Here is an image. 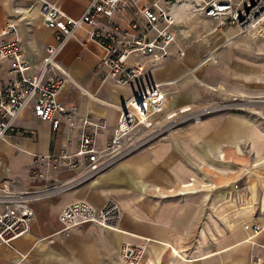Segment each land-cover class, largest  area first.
I'll list each match as a JSON object with an SVG mask.
<instances>
[{
  "label": "crops",
  "instance_id": "obj_1",
  "mask_svg": "<svg viewBox=\"0 0 264 264\" xmlns=\"http://www.w3.org/2000/svg\"><path fill=\"white\" fill-rule=\"evenodd\" d=\"M49 1L79 18L89 0ZM171 12L183 55L153 61L132 52L126 65H139L142 72L127 85L108 77L101 65L107 52L91 39V27L80 25L55 57L69 74L58 94L67 113L57 115L59 126L52 129L29 107L22 110L14 131L0 141V181L13 190L39 191L75 178L81 164L45 163L33 176L34 155L73 152L86 117L104 124L95 134L97 148H104L117 124L116 106L151 83H164L163 120L183 107L197 112L195 118L92 180L33 200L28 232L10 245L0 243V264H120L124 243L145 247L138 264H248L252 235L244 225L262 227L254 239L264 240V120L228 100L264 102V22L226 41L230 30L214 29V20L191 1ZM131 13L115 20L121 27L131 16L143 23ZM9 21L16 25L29 73L38 74L47 45L57 42L56 30L44 24L36 0H0V31ZM7 67L4 62L0 79L8 77ZM77 200L96 208L114 201L120 208L116 226L84 223L62 234L58 214Z\"/></svg>",
  "mask_w": 264,
  "mask_h": 264
},
{
  "label": "built area",
  "instance_id": "obj_2",
  "mask_svg": "<svg viewBox=\"0 0 264 264\" xmlns=\"http://www.w3.org/2000/svg\"><path fill=\"white\" fill-rule=\"evenodd\" d=\"M44 24L57 32L55 45H47L41 60L40 72L29 73L30 65L25 59L16 25L9 21L0 31V68L7 62L8 77L0 79V141L15 129V123L23 109L29 107L35 117L49 121L52 129H57V115H65L66 107L58 101V94L69 78L67 71L57 62L56 54L76 29L86 24L91 27L90 37L107 52L101 65L107 75L119 85H127L141 75L137 65L129 68L127 57L132 52H140L153 61L183 55L177 43L172 26L175 18L171 8L183 0H89L79 18L65 15L49 0H36ZM206 18L215 22L214 29L230 30L226 41L247 35L258 29L264 22V0H189ZM128 9L133 15H140L143 23L135 18L121 27L116 15ZM164 83H151L138 93L116 106L119 111L117 124L105 147L98 149L95 134L104 127L86 117L82 121L81 133L73 152L62 151L54 154H35L31 173L36 176L42 165L53 168H77L82 171L73 179L34 190H13L7 180L0 181V243L10 245L12 241L29 230L33 214L31 202L49 193L64 191L88 182L108 170L128 155L142 149L152 139L164 135L177 127L183 118L196 115L190 107L161 115L166 106ZM230 108V107H229ZM197 117V116H196ZM195 118V117H194ZM180 121V122H179ZM120 216V208L114 201H107L101 208L77 200L63 207L58 214L61 233L68 235L84 223L100 227H115ZM250 231L248 264H264V240L257 241L261 232L259 225H244ZM145 251L143 245L124 243L120 248V264H136Z\"/></svg>",
  "mask_w": 264,
  "mask_h": 264
},
{
  "label": "rangeland",
  "instance_id": "obj_3",
  "mask_svg": "<svg viewBox=\"0 0 264 264\" xmlns=\"http://www.w3.org/2000/svg\"><path fill=\"white\" fill-rule=\"evenodd\" d=\"M173 8V7H172ZM264 100V99H261ZM230 102V104L232 105V107H242L246 112H248L250 115H252L254 118H257L258 120H264L262 118L261 114H264V102H243L242 105L239 103L238 99H230L228 100ZM236 104V105H235ZM247 104V105H246ZM229 106V105H228ZM192 112V109L190 110ZM195 117V115H191L188 118H183V120L180 122V124L177 125V127L187 121H190L191 119H193ZM163 120V118H161ZM165 121V120H164ZM142 258L136 263L138 264L139 262H141Z\"/></svg>",
  "mask_w": 264,
  "mask_h": 264
},
{
  "label": "bare ground",
  "instance_id": "obj_4",
  "mask_svg": "<svg viewBox=\"0 0 264 264\" xmlns=\"http://www.w3.org/2000/svg\"><path fill=\"white\" fill-rule=\"evenodd\" d=\"M192 184V183H191ZM187 189V188H186ZM192 189V188H191Z\"/></svg>",
  "mask_w": 264,
  "mask_h": 264
}]
</instances>
